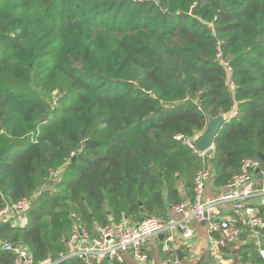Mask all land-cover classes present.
<instances>
[{
  "label": "trees",
  "instance_id": "16d2710c",
  "mask_svg": "<svg viewBox=\"0 0 264 264\" xmlns=\"http://www.w3.org/2000/svg\"><path fill=\"white\" fill-rule=\"evenodd\" d=\"M221 115L210 156L177 140ZM258 153L264 0H0V212L31 202L0 238L35 261L67 252L76 222L163 218L197 173L225 187Z\"/></svg>",
  "mask_w": 264,
  "mask_h": 264
},
{
  "label": "built area",
  "instance_id": "2783aa9c",
  "mask_svg": "<svg viewBox=\"0 0 264 264\" xmlns=\"http://www.w3.org/2000/svg\"><path fill=\"white\" fill-rule=\"evenodd\" d=\"M218 59L222 61L221 54L218 55ZM224 65L229 67L226 63ZM230 87L235 89L234 83H230ZM236 115L237 112H234L233 117ZM196 137L184 139L179 136L177 140L182 141L198 157L210 156L211 151L201 153L196 149L193 144ZM257 170H261L259 161L244 160L241 173L229 181L224 187L222 195L213 201L204 200L205 189L213 177L212 171L208 169L197 173L193 183L192 196L171 205L168 215L163 218L151 216L132 226L114 224L97 226L95 234L76 222L73 226V233L67 242L68 250L61 254L57 261L47 259L37 262L27 248L18 247L1 238L0 251L14 255V264H59L71 258L79 259L84 264H93V260L98 263L109 260L111 263L123 264L126 255H131L140 264H148L150 251L161 247L170 257L169 264H184L174 252L173 244L178 236L190 239L192 237L190 223L196 221L207 224L211 249L216 259L223 262L220 255L221 250L236 241L242 230L240 228L241 220L238 216L216 220L220 206L231 205L236 213H243L244 227L252 235L261 236L262 219L254 208L247 206L248 201L258 194L252 178V172ZM59 175V172H50L51 179H55ZM30 205L29 199L8 205L0 212V222L10 216L24 219ZM71 217L76 218L74 214ZM161 237H163L162 240H160ZM261 256L264 258V251H261Z\"/></svg>",
  "mask_w": 264,
  "mask_h": 264
},
{
  "label": "crops",
  "instance_id": "0c3cea01",
  "mask_svg": "<svg viewBox=\"0 0 264 264\" xmlns=\"http://www.w3.org/2000/svg\"><path fill=\"white\" fill-rule=\"evenodd\" d=\"M228 118V116H226ZM233 117V113L229 115ZM260 171H253L252 178L258 194L251 198L247 206L256 210L258 216L261 217L263 225L261 227V236L256 237L252 235L243 225L244 215L243 213H236L231 205H222L218 208L216 214V220H223L229 217H239L241 220L240 228L242 230L239 238L226 248L221 250L220 255L222 261L220 262L214 256V253L210 246L209 235L207 231V224L198 223L192 221L190 223V229L192 231V237L190 239H183L178 236L173 244V249L176 255L184 264H264V258L261 256V251H264V162L260 163ZM213 173L212 179L209 181L205 193V201H213L219 198L224 192V186L217 185L216 178L213 169H210ZM192 187L188 189L180 186L182 201L192 196ZM181 201V202H182ZM171 206V205H170ZM166 208V212L163 217H166L169 212V208ZM177 218V217H176ZM11 226L23 227L26 225V219H21L17 216H10L5 219ZM124 226H132L135 224L123 223ZM95 225L92 228L91 233L95 234ZM163 237L160 238L162 240ZM169 255L162 250L161 247L152 249L149 254L148 264H169ZM93 264H119L111 263L109 260H105L102 263H98L96 260L92 261ZM63 264H84L82 261L76 258H71L63 261ZM123 264H140L131 255L125 256Z\"/></svg>",
  "mask_w": 264,
  "mask_h": 264
},
{
  "label": "water",
  "instance_id": "95a60500",
  "mask_svg": "<svg viewBox=\"0 0 264 264\" xmlns=\"http://www.w3.org/2000/svg\"><path fill=\"white\" fill-rule=\"evenodd\" d=\"M227 117L221 115L218 117H210L205 130L198 135L194 140L193 144L196 149L201 153H207L213 150L214 140L218 135L220 129L226 123ZM258 157L264 162V154L258 153Z\"/></svg>",
  "mask_w": 264,
  "mask_h": 264
}]
</instances>
